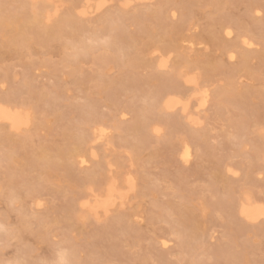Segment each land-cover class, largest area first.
Here are the masks:
<instances>
[{
    "label": "rangeland",
    "instance_id": "rangeland-1",
    "mask_svg": "<svg viewBox=\"0 0 264 264\" xmlns=\"http://www.w3.org/2000/svg\"><path fill=\"white\" fill-rule=\"evenodd\" d=\"M1 104L0 264H264V0H0Z\"/></svg>",
    "mask_w": 264,
    "mask_h": 264
},
{
    "label": "bare ground",
    "instance_id": "bare-ground-1",
    "mask_svg": "<svg viewBox=\"0 0 264 264\" xmlns=\"http://www.w3.org/2000/svg\"><path fill=\"white\" fill-rule=\"evenodd\" d=\"M32 1H35V0H32ZM47 1H50V0H47ZM88 6H86V7H88ZM97 8H99V7L97 6ZM53 11H55V9ZM56 12H57V10L54 13H56ZM81 12L83 13L85 11H81ZM50 13L47 12L48 15L45 14L47 16V18H49V16H51ZM34 21H38L37 16L34 17ZM71 21H72V17H68L67 19H65L64 23L65 22H71ZM242 42L246 46L252 45V42H250L249 40H246L245 38H243ZM166 62H167L166 59L161 58L158 62V66L159 67H165ZM185 82L189 83L193 87V91L191 92L190 96L197 98L198 99V107H202L207 100V96H208L207 90L201 89L200 87H198L197 81L194 77L186 76ZM175 93H177V92L168 93L165 96V98L162 100V109L165 112H170V111L172 112L177 107H179V110H181V113H183L186 116L185 119H188L187 121H190L191 123L198 125V123L200 121H199L198 117L195 115L196 113L194 114L195 116L193 115V113L192 114H191V112L189 113L188 112V102L183 101ZM21 112L22 111H19L16 109L15 110L11 109V107L10 106L8 107V105L4 106L1 104L0 105V121L7 123L8 127H10L11 129L19 130L23 126H25L29 123L28 122V116L21 113ZM154 130L156 132L160 131V129L158 127H154ZM105 138H106V133L102 127L94 128L92 141L104 140ZM94 155H95V153H94ZM180 156L184 162H187L189 160L190 155H189V151H188V148L186 145H183ZM263 159H264V152H263ZM84 161L85 160L81 157L80 163H84ZM124 183L128 186L132 185V181L129 177L125 178ZM132 187H133V185H132ZM125 197H126V193L123 190V188L120 187L116 183L115 179H111V181L106 185V187H105V189L101 195L97 194L92 199L91 198H88V200L85 199L86 201L83 203V206H84V209L87 208L88 210H90L96 214L99 212L107 214L108 211L110 210V208L112 206H114V204L117 205L116 204L117 201H119L118 203L123 205V200ZM238 214L242 218H244L245 220H247L249 222H253V221L258 220L260 217H264V207L260 204L255 203L254 201H251L249 198H246L245 200H242L239 202Z\"/></svg>",
    "mask_w": 264,
    "mask_h": 264
}]
</instances>
